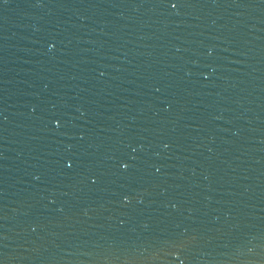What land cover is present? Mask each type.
Segmentation results:
<instances>
[{"label":"water","instance_id":"95a60500","mask_svg":"<svg viewBox=\"0 0 264 264\" xmlns=\"http://www.w3.org/2000/svg\"><path fill=\"white\" fill-rule=\"evenodd\" d=\"M0 264H264V0H0Z\"/></svg>","mask_w":264,"mask_h":264},{"label":"snow or ice","instance_id":"6c2138e0","mask_svg":"<svg viewBox=\"0 0 264 264\" xmlns=\"http://www.w3.org/2000/svg\"><path fill=\"white\" fill-rule=\"evenodd\" d=\"M172 6L175 7V4H173Z\"/></svg>","mask_w":264,"mask_h":264}]
</instances>
